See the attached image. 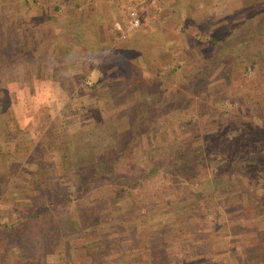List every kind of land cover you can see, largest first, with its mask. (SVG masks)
<instances>
[{
	"label": "rangeland",
	"instance_id": "374dc122",
	"mask_svg": "<svg viewBox=\"0 0 264 264\" xmlns=\"http://www.w3.org/2000/svg\"><path fill=\"white\" fill-rule=\"evenodd\" d=\"M40 1L0 0V264H264V2Z\"/></svg>",
	"mask_w": 264,
	"mask_h": 264
},
{
	"label": "trees",
	"instance_id": "16d2710c",
	"mask_svg": "<svg viewBox=\"0 0 264 264\" xmlns=\"http://www.w3.org/2000/svg\"><path fill=\"white\" fill-rule=\"evenodd\" d=\"M258 29L262 30V28H258ZM127 86H129V85H127ZM135 86H136V83H131L129 89H127V90L130 93H132V90L134 89ZM118 94H119V90L110 91V93H109V99H110V101H111V103L113 105H115L117 103L116 102V98H117ZM131 97H132V100H134V102H131V104L129 103L130 105H126L125 106V103L123 101H121V104L119 106H121L120 108H122V111L123 110H127V109H128V111H131L132 114H131L130 121H132V126L135 127V125L137 123L142 121L141 119L144 117V115L149 114V113L152 112V110L154 109L155 104H157V103H156L155 100L153 101L152 99L151 100H147V101H143L140 98L134 97L133 95ZM166 99L169 100V98H166ZM162 102H166L165 99ZM162 102H159L158 104H163ZM129 113L130 112L127 113L128 116H129ZM130 136L128 138L131 139ZM111 137H112V135H111ZM112 140H113L115 146L117 147V145H118L117 140L115 138H113V137H112ZM116 152H117L116 156L109 161V162H112V163H98L96 169L93 172V174H96V175H107V176L111 175L113 173V166L116 164L115 162L117 161V158L122 153V151L118 150V147L116 149ZM124 180H126V179H124ZM127 182L130 183L131 180L129 181V179H128ZM84 183H85V180L82 181L81 185L84 184ZM105 201L106 200L98 199L96 201V205L98 207L100 205H104V206L107 207L108 204ZM250 201L251 202L258 201V203L260 205V208L262 209L261 211L264 212V199L262 197H256L255 199H250ZM33 206H36L35 205V201L33 202L31 207H33ZM29 219H30V217L28 215H26V214L19 215V214L15 213V220L13 221V224L9 225V227L7 229V233L13 234V247L18 249L19 252H21V253L23 252V247H22L21 243L23 245H25L24 242L26 241V239L24 237V233H22V232L20 233V231H18L19 230L18 228L20 226L26 224ZM260 233H262V237H261L260 241H263L264 230L261 231ZM53 242L54 241L52 240L51 243L53 244ZM91 258H92V255H91Z\"/></svg>",
	"mask_w": 264,
	"mask_h": 264
},
{
	"label": "crops",
	"instance_id": "0c3cea01",
	"mask_svg": "<svg viewBox=\"0 0 264 264\" xmlns=\"http://www.w3.org/2000/svg\"><path fill=\"white\" fill-rule=\"evenodd\" d=\"M81 1H83V0H81ZM48 2H50V1H48V0H41L40 1V3H41L40 6H42V10L45 9V8L50 7L49 5H46ZM75 2L77 3L78 0H76ZM153 2H157V1L154 0ZM261 2H264V0H218V4H220L221 8H223V11L224 12H227V13L231 10V8H242V7H245V6L250 5V4H253V3L257 4V3H261ZM143 3H145V5H147L148 3H150V1L144 0ZM36 5H38V4H36ZM83 7H84V5H82V3H81V5L78 6V9H80V8L82 9ZM37 8H38V6H37ZM55 8L56 7H54L53 9H55ZM50 9L52 10V7H50ZM82 11H83V9H82ZM138 12H140L139 9H138ZM48 14L51 15V13L49 11H48ZM84 16L85 15H82V17H84ZM80 20L82 21V18L81 17L79 18V21ZM91 21H92V19H91ZM93 21H94V18H93ZM158 21H159L160 24H164L163 23L164 20L161 17L158 19ZM164 25H166V24H164ZM114 26L115 25H114V21H113L112 25L109 26L108 30L106 31V34H109L108 35L109 38H110V35H111V37L116 36L117 30L114 28ZM93 32L91 34H95ZM100 35L101 34L99 32H97V39L101 38ZM91 37H92V35H91Z\"/></svg>",
	"mask_w": 264,
	"mask_h": 264
},
{
	"label": "built area",
	"instance_id": "2783aa9c",
	"mask_svg": "<svg viewBox=\"0 0 264 264\" xmlns=\"http://www.w3.org/2000/svg\"><path fill=\"white\" fill-rule=\"evenodd\" d=\"M123 21L116 23L114 28L117 30V38L123 39L132 30L137 29L142 24V19L138 12V8L131 2L125 4L122 9ZM85 84H90V81H84Z\"/></svg>",
	"mask_w": 264,
	"mask_h": 264
}]
</instances>
